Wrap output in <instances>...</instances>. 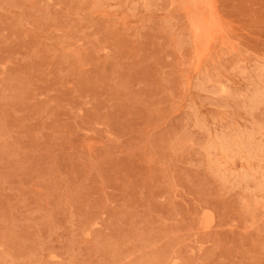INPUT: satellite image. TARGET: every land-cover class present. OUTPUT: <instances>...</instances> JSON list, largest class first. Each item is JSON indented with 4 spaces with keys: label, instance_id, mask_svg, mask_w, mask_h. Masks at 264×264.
I'll return each instance as SVG.
<instances>
[{
    "label": "rangeland",
    "instance_id": "374dc122",
    "mask_svg": "<svg viewBox=\"0 0 264 264\" xmlns=\"http://www.w3.org/2000/svg\"><path fill=\"white\" fill-rule=\"evenodd\" d=\"M193 1L0 0V264H264V0Z\"/></svg>",
    "mask_w": 264,
    "mask_h": 264
},
{
    "label": "bare ground",
    "instance_id": "6f19581e",
    "mask_svg": "<svg viewBox=\"0 0 264 264\" xmlns=\"http://www.w3.org/2000/svg\"><path fill=\"white\" fill-rule=\"evenodd\" d=\"M159 1H160V0H159ZM194 1H195V0H194ZM194 1H193V2H194ZM27 2H28V1H27ZM193 2H192V3H193ZM200 2H201V1H200ZM5 3H6V2H5ZM59 3H60V2H59ZM50 4H51V2H50ZM78 4H80V3H78ZM12 5H13V4H12ZM57 5H58V4H57ZM59 5H60V4H59ZM95 5H96V3H95ZM7 6L9 7V5H7V3H6V7H7ZM49 6H50V5H49ZM55 6H56V5H55ZM19 7H20V6H19ZM19 7H15V8H19ZM25 7H26V6H25ZM154 7H156V6H154ZM184 7H185V6H184ZM0 8H1V7H0ZM33 8H34V7H33ZM60 8H61V7H60ZM70 8H71V7H70ZM192 9H193V8H192ZM128 10H129V9H128ZM2 11H3V10H2ZM5 11H6V10H5ZM67 11H68V10H67ZM85 11H86V10H85ZM163 11H164V10H163ZM23 13H24V12H23ZM48 13H50V12H48ZM209 14H210V11H209ZM21 15H22V14H21ZM77 15H78V14H77ZM195 15H196V14H195ZM42 16H43V15H42ZM44 16H46V15H44ZM78 16H79V15H78ZM50 17H51V15H50ZM55 17H56V15H55ZM196 17H197V16H196ZM48 18H49V16H48ZM48 18H47V19H48ZM77 18H78V17H77ZM187 18H188V17H187ZM41 19H42V18H41ZM79 19H80V18H79ZM210 19L212 20L211 17H210ZM39 20H40V17H39ZM81 20H82V19H81ZM81 20H80V21H81ZM192 20H193V19H192ZM82 21H83V20H82ZM87 21H88V20H87ZM209 22H210V21H209ZM212 23H213V22H212ZM41 24H42V23H41ZM72 24H73V23H72ZM200 24H201V23H200ZM210 24H211V23H210ZM213 24H214V23H213ZM28 25H30V24H28ZM70 25H71V24H70ZM96 25H97V24H96ZM203 25H204V22H203ZM206 25H208V21H207V24H206ZM206 25H205V26H206ZM23 26H24V25H23ZM67 26H68V25H67ZM75 27H76V26H75ZM54 28L56 29V27H54ZM59 29H60V28H59ZM59 29H58V30H59ZM73 29H74V28H73ZM171 29H172V28H171ZM208 29H209V28H208ZM208 29H206V30H208ZM38 30H39V29H38ZM58 30H57V31H58ZM204 30H205V29H204ZM206 30H205V31H206ZM4 31H5V30H4ZM116 31H117V30H116ZM201 31H202V30H201ZM59 32H60V31H59ZM123 32H126V31H123ZM65 33H66V32H65ZM206 34H207V36H209V35H208V31L206 32ZM189 36H190V35H189ZM57 37H58V36H57ZM64 37H65V36H64ZM15 38H16V37H15ZM58 38H59V37H58ZM71 38H74V34H73V36H72ZM76 38H77V37H75V39H76ZM206 38H207V37H206ZM208 38H209V37H208ZM16 39H18V38H16ZM47 40H49V39H47ZM188 40H189V39H188ZM207 41H208V40H206V42H207ZM65 44H66V43H65ZM99 44H100V43H99ZM184 44H185V43H184ZM186 45H187V44H186ZM206 46H207V45H206ZM206 46H204V47H206ZM52 47H53V46H52ZM75 49H76V48H75ZM107 49H108V48H107ZM76 50H77V49H76ZM176 50H177V49H176ZM110 52H111V51H110ZM203 52H204V51H203ZM97 53H98V52H97ZM94 61H96V60H94ZM209 67H210V66H209ZM252 68H253V67H252ZM211 70H212V69H211ZM261 71H262V70H261ZM226 72H227V71H226ZM206 73H207V72H206ZM228 73H229V72H228ZM234 73H235V72H234ZM261 73H263V72H261ZM23 74H24V73H23ZM241 75H242V74H241ZM261 75H263V74H261ZM259 76H260V75H259ZM236 78H237V77H236ZM260 78H261V77H260ZM237 79H238V78H237ZM9 80H10V79H9ZM9 80H8V81H9ZM243 80H244V79H243ZM248 80H249V79H248ZM248 80H247V81H248ZM262 80H263V79H262ZM11 81H12V80H11ZM27 81H28V80H27ZM244 81H245V80H244ZM257 81H258V80H257ZM263 81H264V80H263ZM22 82H23V81H22ZM226 82H227V81H226ZM249 82H250V80H249ZM24 83H25V82H24ZM28 83H29V82H28ZM223 83H224V82H223ZM261 83H263V82H261ZM201 84H202V83H201ZM214 84H216V83H214ZM22 85H23V84H22ZM72 85H73V84H72ZM189 85H190V84H189ZM29 86H31V84H30ZM252 86H254V85H252ZM0 87H1V86H0ZM198 87H199V86H198ZM211 87H212V86H211ZM216 87H218V86H216ZM225 87L227 88V86H225ZM7 89H8V88H7ZM245 89H246V88H245ZM239 90H240V89H239ZM260 90H261V88H260ZM204 91H205V90H204ZM215 91H216V90H215ZM252 91H254V90H252ZM256 91H257V90H256ZM207 92H209V91H207ZM217 92H219V90H218ZM240 92H242V91H240ZM248 92H249V90H248ZM251 93H252V92H251ZM251 93H250V94H251ZM13 94H14V92H13ZM213 94H214V93H213ZM237 94H239V93H237ZM263 94H264V93H263ZM133 95H134V93H133ZM260 95H261V94H260ZM6 96H8V95H6ZM9 96H10V95H9ZM228 96H229V95H228ZM235 96H236V94H235ZM14 97H15V96H14ZM87 97H88V96H87ZM244 97H245V96H244ZM246 97H247V96H246ZM246 97H245V98H246ZM173 98H174V97H173ZM252 98H253V97H252ZM174 99H175V98H174ZM246 99H247V98H246ZM13 100H14V99H13ZM16 100H17V99H16ZM83 100H84V99H83ZM248 100H249V99H248ZM5 101H6V100H5ZM240 101H241V100H240ZM87 102H88V101H87ZM241 102H242V101H241ZM11 103H12V102H11ZM244 103H246V102H244ZM158 104H159V103H158ZM246 104H247V103H246ZM246 104H245V105H246ZM253 104H254V102H253ZM257 104H258V103H257ZM155 105H156V104H155ZM194 105H195V104H194ZM222 106L224 107V105H222ZM241 106H242V105H241ZM70 107H71V106H70ZM171 107H172V106H171ZM194 107H195V106H194ZM237 107H238V106H237ZM247 107H248V105H247ZM252 107H253V106H252ZM257 107H258V106H257ZM257 107H255V108L257 109ZM196 109H197V108H196ZM196 109H195V110H196ZM244 109H245V108H244ZM248 109H249V111H250V108H248ZM81 110H82V109H81ZM257 110H258V109H257ZM148 111H149V110H148ZM249 111H248V113H249ZM253 111H254V110H253ZM262 111H263V110H262ZM3 112H4V111H3ZM153 112H156V111H153ZM196 112H197V111H196ZM246 112H247V111H246ZM246 112H245V114H246ZM259 112H260V111H259ZM263 112H264V111H263ZM19 113H20V112H19ZM256 113H257V111H256ZM256 113H255V116L257 115ZM252 114H253V112H252ZM260 114H261V113H260ZM194 115H195V113H194ZM197 115H198V114H197ZM197 115H196V117H197ZM249 115H250V113H249ZM253 115H254V114H253ZM262 115H264V114H262ZM76 116H77V115H76ZM130 116H131V115H130ZM167 117H168V116H167ZM196 117H195V118H196ZM249 117H251V116H249ZM258 117H259V116H258ZM254 118H255V117H254ZM260 118H261V117H260ZM262 118H264V116H262ZM262 118H261V119H262ZM252 119H253V118H252ZM257 119H258V118H256V120H257ZM261 119H260V120H261ZM195 120H196V119H195ZM198 120H199V119H198ZM229 120H230V119H229ZM260 120H258V121H260ZM160 122H161V121H160ZM203 122H204V120H203ZM219 122H220V121H219ZM248 122H249V121H248ZM248 122H247V123H248ZM254 122H255V121H254ZM0 123H1V122H0ZM4 123H5V122H4ZM158 123H159V121H158ZM204 123H205V122H204ZM259 123L262 124V122H259ZM104 124H105V123H104ZM159 124H160V123H159ZM220 124L223 125V123H221V122H220ZM248 124H249V123H248ZM218 125H219V124H218ZM262 125H263V124H262ZM4 126H5V124H4ZM224 126H225V125H224ZM246 126H247V125H246ZM250 126H251V125H250ZM250 126H249V127H250ZM206 127H207V126H206ZM244 127H245V126H244ZM247 127H248V126H247ZM256 127H258V126H256ZM263 127H264V125H263ZM220 128H222L221 125H220ZM238 128H239V127H238ZM1 129H2V127H1ZM1 129H0V130H1ZM9 129H10V128H9ZM223 129H224V128H223ZM246 129H247V128H246ZM258 129H259V128H258ZM263 129H264V128H263ZM2 130H3V129H2ZM201 130H202V129H201ZM219 130H221V129H219ZM248 130H249V129H248ZM250 131H251V130H250ZM225 132H226V131H225ZM235 132H236V131H235ZM244 132H245V131H244ZM201 133H203V132H201ZM201 133H200V134H201ZM239 133H240V131H239ZM245 133H246V132H245ZM257 133H258V132H257ZM204 134H206V133H204ZM209 134H210V133H209ZM214 134L216 135V133H214ZM218 134H219V133H218ZM224 134H226V133H224ZM227 134H229V133H227ZM147 135H148V134H147ZM147 135H146V136H147ZM235 135H237V134H235ZM206 136H207V135H206ZM219 136H220V135H219ZM223 136H224V135H223ZM200 137H201V136H200ZM202 137H203V135H202ZM216 137H217V136H216ZM227 137H228V135H227ZM0 138H1V137H0ZM179 138H180V137H179ZM195 138H197V137H195ZM203 138H204V137H203ZM203 138H202V139H203ZM218 138H219V137H217V139H218ZM146 139H147V137H146ZM198 139H200V138H198ZM175 140H176V139H175ZM200 140H201V139H200ZM200 140H199V141H200ZM219 140H220V138H219ZM201 141H202V140H201ZM227 141H228V140H227ZM227 141H226V142H227ZM182 142H183V141H182ZM193 142H194V141H193ZM203 142H204V141H203ZM203 142H202V143H203ZM228 142H229V141H228ZM239 142H240V139H239ZM14 143H15V142H14ZM204 143H205V142H204ZM210 143H211V140H210ZM241 143H242V142H241ZM129 144H130V143H129ZM138 144H139V143H138ZM142 144H144V143H142ZM198 144H200V143H198ZM182 145H183V144H182ZM182 145H181V146H182ZM209 145H210V144H209ZM211 145H212V144H211ZM229 145H230V144H229ZM232 145H233V144H232ZM101 146H102V145H101ZM254 146H255V145H254ZM197 147H198V146H197ZM102 148H103V147H102ZM114 148H115V147H114ZM130 148H131V147H130ZM130 148H129V149H130ZM133 148H134V147H133ZM129 149H128V152H129ZM131 149H132V148H131ZM135 149H136V147H135ZM137 149H138V147H137ZM195 149H197V148H195ZM149 150H150V149H149ZM224 150H225V149H224ZM229 150H230V149H229ZM231 150L234 151L233 149H231ZM210 152L213 154L212 151H210ZM3 153H5V152H3ZM1 154H2V153H1ZM127 154H128V153H127ZM228 154H229V153H228ZM2 155H3V154H2ZM4 155H5V154H4ZM195 155H198V153L195 154ZM195 155L193 154V158H194ZM253 155H254V154H253ZM253 155L251 154V156H253ZM199 156H200V155H199ZM225 156H226V155H225ZM9 157H10V156H9ZM87 157H88V156H87ZM191 157H192V156H191ZM195 157H196V156H195ZM203 157H204V156H203ZM232 157H233V155H232ZM248 157H249V156H248ZM226 158H227V157H226ZM205 159H206V157H205ZM84 160H85V159H84ZM99 160H100V159H99ZM188 160H189V159H188ZM194 160H196V158H195ZM198 160H199V159H197V161H196V162H197V165H198ZM95 161H96V160H95ZM192 161H193V160H192ZM202 161H203V160H202ZM97 162H98V161H97ZM97 162H96V163H97ZM199 163H200V162H199ZM182 164H184V163L182 162ZM186 164H187V163H186ZM190 164H191V163H190ZM195 164H196V163H195ZM195 164H194V165H195ZM197 165H196L195 167H197ZM204 165H205V164H204ZM176 166H177V165H176ZM199 166H203V163H202V165H199ZM177 167H178V166H177ZM203 169H204V168H203ZM90 170H91V169H90ZM204 170H205V169H204ZM88 172H89V171H88ZM165 172H166V171H165ZM203 173H204V172H203ZM60 174H61V173H60ZM201 176H202V175H201ZM10 184H12V182H11ZM171 185H172V184H171ZM34 186H35V185H34ZM40 187L43 188L42 186H40ZM128 187H129V186H128ZM77 188H78V187H77ZM9 189H11V188L9 187ZM12 189H14V188H12ZM43 190H44V189H43ZM47 190H48V189H47ZM17 193H18V192H17ZM34 194H35V193H34ZM162 194H163V193H162ZM64 196H65V195H64ZM166 198H167V197H166ZM18 199H19V198H18ZM41 200H42V199H41ZM64 200H66V198H65ZM120 200H121V199H120ZM22 202H23V201H22ZM64 203H66V202H64ZM206 203H207V202H206ZM206 203H205V204H206ZM31 205H32V204H31ZM64 206H65V204H64ZM250 207H251V206H250ZM31 208H33V207H31ZM153 209H154V208H153ZM34 210H35V208H34ZM34 210H33V211H34ZM41 210H42V209H41ZM157 210H158V209H157ZM254 210H255V209H254ZM37 211H38V210H37ZM155 211H156V210H155ZM256 211H257V210H256ZM10 213H11V212H10ZM202 213H203V212H202ZM261 213H262V212H261ZM118 214H120V213H118ZM121 214H122V213H121ZM205 214H206V213H205ZM207 214H208V213H207ZM43 215H44V214H43ZM20 216H21V215H20ZM204 216H206V215H204ZM204 216H202V218H203ZM208 216H210V215H208ZM219 217H220V216H219ZM258 217H259V216H258ZM2 220H3V219H2ZM27 220H29V219H27ZM27 220H26V221H27ZM203 220H204V219H203ZM182 221H183V220H182ZM244 221H245V220H244ZM19 222H20V221H19ZM120 222H121V220H120ZM203 222H204V221H203ZM211 222H212V221H211ZM34 223H35V222H34ZM77 224H78V223H77ZM202 224H203V223H202ZM203 225H204V224H203ZM61 226H62V225H61ZM214 226H215V225H214ZM256 226H257V225H256ZM62 227H63V226H62ZM205 227H206V226H205ZM171 230H172V229H171ZM116 231H117V230H116ZM178 231H179V229H178ZM185 231H186V230H185ZM94 233H95V232H94ZM100 234H101V233H100ZM100 234H99V237H100ZM185 235H186V234H185ZM93 236H94V235H93ZM96 236H97V235H96ZM120 236H121V234H120ZM41 237H42V236H41ZM94 237H95V236H94ZM164 237H165V236H164ZM38 238H40V237H38ZM96 238H97V237H96ZM96 238H95V239H96ZM42 239H43V238H42ZM130 240L132 241V239H130ZM148 240H149V239H147V241H148ZM180 240H181V239H180ZM96 241H97V240H96ZM144 241L147 242L146 239H145ZM154 241H155V240H154ZM148 242H149V241H148ZM148 242H147V243H148ZM155 242H156V241H155ZM156 243H157V242H156ZM113 244H115V243H113ZM260 246H262V245H260ZM144 247L146 248V246H143V249H144ZM171 247H172V246H171ZM192 248H193V247H192ZM136 249H137V248H136ZM138 249H139V248H138ZM192 250H193V249H192ZM3 251H4V250H3ZM46 251H47V250H46ZM130 252H131V251H130ZM130 252H129V253H130ZM141 252H142V251H141ZM132 253H133V252H132ZM7 254H8V253H7ZM20 254H21V253H20ZM127 254H128V253H127ZM133 254H134V253H133ZM205 254H206V253H205ZM124 255H125V254H124ZM139 255H140V253H139ZM9 256H11V255H9ZM52 256H53V255H52ZM147 256H149V255H147ZM251 256H252V255H251ZM145 257H146V256H145ZM12 258H13V257H12ZM18 258H19V257H18ZM259 259H260V258H259ZM15 260H16V258H15ZM138 260H139V259H138ZM151 260H152V259H151ZM173 260H174V259H173ZM175 260H176V259H175ZM37 261H38V260H37ZM86 261H87V260H86ZM135 261H136V259H135ZM140 261H141V260H140ZM260 261H261V260H260ZM12 262H13V261H12ZM112 262H113V261H112ZM117 262H118V261H117ZM117 262H116V263H117ZM119 262H120V261H119ZM119 262H118V263H119ZM130 262L133 263L134 261H130ZM56 263H57V262H56ZM86 263H87V262H86ZM114 263H115V262H114ZM116 263H115V264H116ZM121 263H122V262H121ZM134 263H135V262H134ZM152 263H153V262L151 261V264H152ZM173 263H174V262H173ZM127 264H128V263H127ZM129 264H130V263H129ZM154 264H155V263H154Z\"/></svg>",
    "mask_w": 264,
    "mask_h": 264
}]
</instances>
